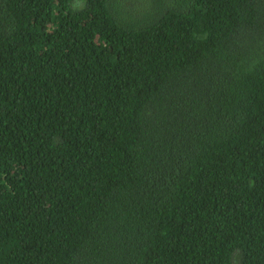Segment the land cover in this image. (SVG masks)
I'll return each mask as SVG.
<instances>
[{"label":"trees","instance_id":"obj_1","mask_svg":"<svg viewBox=\"0 0 264 264\" xmlns=\"http://www.w3.org/2000/svg\"><path fill=\"white\" fill-rule=\"evenodd\" d=\"M0 264H264V0H0Z\"/></svg>","mask_w":264,"mask_h":264}]
</instances>
